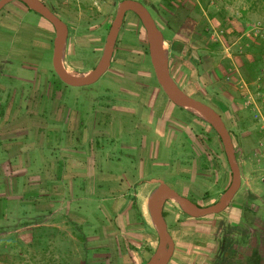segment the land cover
<instances>
[{"label":"crops","instance_id":"1","mask_svg":"<svg viewBox=\"0 0 264 264\" xmlns=\"http://www.w3.org/2000/svg\"><path fill=\"white\" fill-rule=\"evenodd\" d=\"M12 1L0 8V234L10 219L11 225H21L14 232H27L22 235L25 239L31 229L47 225L83 233L84 240L91 242L86 247L137 251L159 240L148 209L161 183L200 206L219 200L222 194L216 192L227 182V168L219 159L211 166L208 144L203 146L210 126L173 103L156 78L149 74L143 78L141 72L134 75L115 67L112 60L108 76L122 81L118 88L134 99L135 108L118 104L121 110L115 114L116 121L108 99L97 105L93 95L70 101L67 89L55 78L52 55L45 58L55 36L53 25L20 0L5 9ZM33 14L38 17L36 23L25 19ZM35 25L44 30L41 38L32 29ZM173 53L185 56L184 50ZM95 65L80 76L89 74ZM169 72L171 81L191 94V88L186 89L188 81ZM165 99L173 105H165ZM131 120L145 121L141 134L129 128V123L126 127ZM163 138L177 151L176 158L155 154L165 143ZM239 191L219 213L195 217L176 203L170 224L164 203L162 214L174 245L166 264H215L220 242L227 235L238 246L236 237H245L243 207L246 202L255 204L238 201ZM7 200L14 208L8 207ZM19 206L25 208L26 219L15 223L12 217L20 213ZM67 213L76 222L68 220ZM239 245L249 247L245 241ZM145 254L146 250L137 254V261ZM260 263L264 264V257L260 256Z\"/></svg>","mask_w":264,"mask_h":264},{"label":"rangeland","instance_id":"2","mask_svg":"<svg viewBox=\"0 0 264 264\" xmlns=\"http://www.w3.org/2000/svg\"><path fill=\"white\" fill-rule=\"evenodd\" d=\"M121 1L47 0L55 15L67 26V40L61 53L65 69L80 76L82 71L92 68L98 62ZM138 1L147 6L164 39L163 66L166 76L171 81V71L178 78L188 81L189 87L186 89L191 88V94L188 95L210 105L224 121L240 171L238 201L242 203L250 200L255 203L246 202L247 206L243 207L241 227L245 230V240L239 235L235 242H238L241 252L257 250L264 257V0ZM20 3L19 0H14L4 8L8 9ZM33 16H26L25 19L36 23L38 17L34 14ZM43 22L49 25L47 21ZM32 29L41 38L44 30L36 25ZM50 45V53L45 56L47 60L52 55V40ZM179 50H184L185 56L173 53ZM112 64L134 75L141 72L143 78L149 74L155 79L145 28L132 12L126 14L117 35ZM108 73L107 70L94 84L88 86L66 85L57 76L55 78L67 89L68 97H72L70 101L75 102L80 96L93 95L97 105L108 99L114 116L121 110L118 104L124 105L125 109L128 106L135 108L134 99L126 95L128 92L125 89L120 91L121 87L118 88L122 81L108 76ZM106 87H109V92ZM165 101V105H173L167 99ZM185 110L193 113L187 108ZM194 116L210 126L208 136L203 137V146L205 148L208 144L211 166H216L219 159L227 168V182L216 192L217 195L223 194L231 182V170L223 143L209 121L196 114ZM128 123L129 128H135L138 133L146 125L145 121L131 120L126 127ZM163 140L165 143L155 150V154L158 157L172 155L176 158L177 151L167 146L166 138ZM153 152L152 150L151 153ZM6 189L7 187L3 192ZM176 203L178 202L173 198L165 202L168 224L173 222ZM8 207L14 208L10 201ZM24 209L19 206L20 213L13 215L15 223L19 219H26L22 214ZM2 212L3 207L0 206V213ZM66 217L76 222L71 214L67 213ZM148 218L156 226L149 209ZM205 218L209 216L202 219ZM15 226L11 225L9 219L3 227L4 233L0 234V264H144L159 243L156 240L151 247H141L137 251L132 247L116 248L105 245H96L93 248L84 245L91 242L85 241V236L79 231H58L42 225L28 231L29 237L25 239L22 235L27 232H14L12 229ZM223 226L225 227L222 225V228ZM250 227L257 229L252 230ZM241 241H245L249 247L240 246ZM95 242L94 245L98 244ZM145 250V258L141 257V261H137L136 255Z\"/></svg>","mask_w":264,"mask_h":264},{"label":"water","instance_id":"3","mask_svg":"<svg viewBox=\"0 0 264 264\" xmlns=\"http://www.w3.org/2000/svg\"><path fill=\"white\" fill-rule=\"evenodd\" d=\"M11 0H0V8ZM29 8L35 10L46 18L55 29V36L53 39V54L52 66L56 75L66 84L71 86H83L97 81L100 76L107 70L112 56L115 38L122 21L123 14L126 10L135 11L140 17L148 42L149 57L155 74V78L166 96L175 104L180 106L191 105L194 106L212 118L210 122L219 135L227 161L231 170V182L222 196L215 203L200 206L190 200L189 198L180 195L175 190L161 183L154 191L149 210L154 220L159 235V243L152 254V256L144 264H166L173 252V240L167 231L166 222L162 215V206L166 199H175L183 211L191 216H203L223 211L234 194L240 187V171L235 160V149L231 141L221 115L216 112L210 105L193 98L187 93L183 92L173 82L174 89L168 86L167 76L164 72V49L165 43L161 32L158 30L152 16L147 10L146 6L137 0H122L119 3L118 10L106 35V40L101 57L93 70L87 76H77L64 68L60 63L59 57L66 39V24L58 18L41 0H20ZM164 193V194H163Z\"/></svg>","mask_w":264,"mask_h":264},{"label":"trees","instance_id":"4","mask_svg":"<svg viewBox=\"0 0 264 264\" xmlns=\"http://www.w3.org/2000/svg\"><path fill=\"white\" fill-rule=\"evenodd\" d=\"M217 255L215 264H258L261 256L257 250L250 253L241 252L229 235L222 238Z\"/></svg>","mask_w":264,"mask_h":264},{"label":"bare ground","instance_id":"5","mask_svg":"<svg viewBox=\"0 0 264 264\" xmlns=\"http://www.w3.org/2000/svg\"><path fill=\"white\" fill-rule=\"evenodd\" d=\"M61 55H60V57H59V61H60V63L62 64V61H61ZM165 63V62H164ZM88 75V74H87ZM166 75V74H165ZM84 76H86V75H84ZM83 76V77H84ZM167 78V83H168V86H170L171 88H173L174 89V84L170 81V79H169V77H166ZM185 108H187L188 110H190L191 112H193L194 114H196V115H198L199 117H201V118H203V119H205V120H207V121H209V122H212V118L208 115V114H206L205 112H203L202 110H200V109H198V108H196V107H194V106H191V105H186V106H184ZM164 194V193H163Z\"/></svg>","mask_w":264,"mask_h":264},{"label":"flooded vegetation","instance_id":"6","mask_svg":"<svg viewBox=\"0 0 264 264\" xmlns=\"http://www.w3.org/2000/svg\"><path fill=\"white\" fill-rule=\"evenodd\" d=\"M42 2H44L45 3V5L54 13V14H56L55 13V11L54 10H52L51 8H50V6H49V4L47 3V0H41ZM138 1V0H137ZM140 2V1H139ZM120 3V2H119ZM142 3V2H141ZM143 4V3H142ZM145 5V4H144ZM118 6H119V4H118ZM146 6V5H145ZM146 8H147V6H146ZM118 10V9H117ZM147 10H148V8H147ZM149 11V10H148ZM128 12H132L139 20H140V22L142 23V21H141V19H140V17L138 16V14L135 12V11H133V10H126L125 12H124V14H123V17H122V21H121V24H120V26H119V29H118V32H117V35L119 34V31H120V28H121V26H122V24L124 23V20H125V16H126V14L128 13ZM150 13V12H149ZM116 15V14H115ZM115 17V16H114ZM114 19V18H113ZM113 21V20H112ZM111 24H112V22H111ZM142 25H143V23H142ZM111 26V25H110ZM144 26V25H143ZM109 31V30H108ZM117 35H116V38H117ZM116 38H115V42H116ZM105 40H106V38H105ZM115 42H114V46H113V51H112V56H113V53H114V50H115ZM105 44V43H104ZM103 48H104V46H103ZM102 52H103V49H102ZM112 56H111V59H110V63H111V60H112ZM168 199H166L165 201H164V203L167 201ZM163 203V204H164ZM162 208H163V206H162ZM163 215V214H162Z\"/></svg>","mask_w":264,"mask_h":264}]
</instances>
